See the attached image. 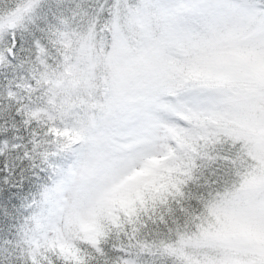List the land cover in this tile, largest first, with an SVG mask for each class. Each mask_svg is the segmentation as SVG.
<instances>
[{
	"label": "snow or ice",
	"instance_id": "6c2138e0",
	"mask_svg": "<svg viewBox=\"0 0 264 264\" xmlns=\"http://www.w3.org/2000/svg\"><path fill=\"white\" fill-rule=\"evenodd\" d=\"M0 264H264V0H0Z\"/></svg>",
	"mask_w": 264,
	"mask_h": 264
}]
</instances>
